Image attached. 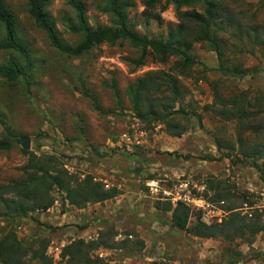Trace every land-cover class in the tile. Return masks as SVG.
Listing matches in <instances>:
<instances>
[{"label": "rangeland", "instance_id": "obj_1", "mask_svg": "<svg viewBox=\"0 0 264 264\" xmlns=\"http://www.w3.org/2000/svg\"><path fill=\"white\" fill-rule=\"evenodd\" d=\"M3 1L15 17L17 34L27 44L34 67L29 76L28 90H25L21 80L9 83L0 77V113L8 128L6 133L0 124V141L6 139L11 144L8 150L0 151V185L18 183L23 178L22 167L29 158V154L24 152L37 157L54 156L69 174L81 177L90 173L91 167L99 166L98 156L106 159L105 162L112 159L116 167H124L131 181H135L136 190L148 197L140 210L144 215L139 217L142 222L139 224L135 220L129 224L128 220H132L126 219L125 214L108 213L109 216L102 219L104 231L101 234L111 231L116 234L115 241L140 239L147 243V249L146 246L142 251L105 249L103 253H98V249L95 254H101L109 264H173L181 260V256L173 253L172 246L164 245L162 248L155 240L157 236L152 240H143L142 231L137 228L140 225L147 232L153 231L151 226L153 224L154 227L155 223L169 225L166 222L169 214H157L153 210L156 200L162 197L150 193L147 186L150 181H157L171 196L179 192V183H187L190 194L202 198L203 182L213 177L215 182L224 181L231 193L245 194L253 208H244L243 212L253 214L259 211L264 221V183L249 160L246 164L237 160L242 159L238 156V122L221 119L204 109L212 103L215 93L222 98L244 95L247 102L250 101L248 108L252 114L244 122L248 125L243 133L246 144L253 143L251 133L258 125L262 129L256 140H264V0L226 2L224 6L227 5L231 20L220 16L210 28L211 36L220 44L222 63L228 69L244 71L241 77H222L217 72H205L200 66L186 69L185 75H180L182 67L177 58L170 57L165 63H158L150 52L143 64L137 66L141 50L127 41H119L112 46L100 44L79 57H70L50 46L46 35L34 26L24 1ZM76 1L83 4L89 26L113 27V19L106 13L105 0ZM128 1L133 5L126 12L128 24L138 36L165 39L167 32L178 23V10L173 4L161 1L153 5L146 16L143 13L148 0ZM192 9L201 11L202 7L196 5ZM185 10L190 8L180 11ZM46 11L62 42L69 45L80 42L79 35H71L66 30L65 20L75 22V12L68 5V0H49ZM3 35L0 24V41ZM189 54L208 69L217 66L216 54L208 42L193 44ZM10 57L18 58L12 51L0 50V66ZM161 71L176 76L183 87L175 105V109L180 106L188 114L176 117V123L186 128L180 137L167 136L165 124L161 122L147 125L136 119L124 93L129 83L147 73ZM112 82L118 90L120 104L116 101ZM85 93L97 102L99 111L94 109ZM253 98H258L261 105L255 107ZM193 113L199 114L201 124ZM21 138L30 139L28 151L20 147ZM137 139L145 142L139 144ZM164 152L190 155L191 158L185 161L175 156L167 157L162 154ZM225 155L229 159L224 158ZM207 158L220 160L209 162L205 160ZM51 194L55 200L53 205L59 202L63 212L66 209L64 196L55 190ZM221 205L225 206V203L212 204L216 210L222 211ZM19 226L24 230L19 232ZM8 231L19 235L26 245H38L48 240L47 250L54 255L56 250L51 243L52 236L65 234L71 228L69 224L55 227L42 224L31 214L25 219L0 216V236ZM236 242H210L207 248L216 245L221 261H207L205 264H264V232L246 241L241 240V244ZM239 245L243 247L241 252L236 250ZM234 249L240 256L234 254ZM59 255L57 259L53 258L55 263L59 261Z\"/></svg>", "mask_w": 264, "mask_h": 264}, {"label": "trees", "instance_id": "obj_2", "mask_svg": "<svg viewBox=\"0 0 264 264\" xmlns=\"http://www.w3.org/2000/svg\"><path fill=\"white\" fill-rule=\"evenodd\" d=\"M22 1L28 7V15L34 26L46 35L50 46L70 57H79L100 44L112 46L119 41H127L134 48L141 50L136 62L137 66L143 64L145 56L150 52L158 63H165L170 57L177 58L184 69V72L181 69L180 75H185L186 69L194 66H200L205 72H217L222 77H241L245 74L244 71L228 69L224 66L221 60L220 44L214 40L210 33V28L215 25L220 16H225L226 19H224L227 21L231 20V16L226 10L227 5L224 6V4L228 1L238 2L241 0H148L143 13L146 16H148L149 9L161 1L167 5L173 4L178 10V23L174 29L167 32L165 39H154L136 34L127 20L126 12L133 7L128 0H105L106 13L112 17L113 27L97 26L95 28L88 25L83 4L76 0H68V5L75 12V22L65 20L66 30L71 35L81 37L80 42L75 45L61 41L46 11L49 0ZM196 5H200L202 10L192 9ZM183 8H190V10L180 11ZM0 24L4 31L0 41V50L12 51L18 56V58L10 57L3 66H0V77L9 83L21 80L25 90H28L29 76L33 70L34 62L27 44L17 34L15 17L3 0H0ZM201 42L212 44L217 58L216 68L208 69L191 58L189 51L192 45ZM114 85L112 82V90L116 95V101L120 104L118 90ZM182 89L183 87L176 76L161 71L147 73L129 83L124 93L136 119L147 125L161 122L165 124L167 136L180 137L186 132V128H181V125L176 123V117L188 115L180 106L175 109ZM85 96L92 101L94 109L99 111L97 102L86 93ZM252 101L255 102V107L261 105L258 98H253ZM249 102L242 94L222 98L215 93L212 103L206 105L204 109L221 119L238 122L237 143L240 146L238 156H241L242 159L237 158V160L243 164L249 160L250 166L255 169L259 179L264 183V140H256L257 136L261 134L262 126L254 127V131L251 133L254 141L251 145L246 144L243 136L248 127L244 122L252 117L248 108ZM197 114L193 113V116L201 124L200 116ZM0 124L7 133L8 128L1 113ZM10 146L11 144L6 139L0 141V151L8 150ZM217 148L221 150L219 145ZM24 153L29 154V158L26 165L22 167L23 178L18 183L0 185V206L3 209V212L0 213L1 217L11 216L25 219L29 214L50 209L55 202L51 194L53 190L61 193L64 196V201L73 209H81L91 204H101L119 194L117 188H107L102 181L95 179L90 174L82 175V177L69 174L54 156L41 155L37 157L33 153ZM162 154L167 157L182 158L185 161L191 158L190 155L181 156L175 152ZM223 157L229 159L228 155ZM205 160L218 162L220 159L207 158ZM214 180L213 177L205 179L202 184L204 186L202 198L210 204L225 203V206L221 205L220 208L227 213V217L221 223L203 224L199 221V215L188 206L182 202H177L173 206L167 198H158L154 208L159 212L170 213L174 228L205 240L234 243L241 240L246 241L248 238L264 232V221L259 211L253 212V214L243 212L244 208H253L251 203L247 202V196L231 193L224 181L215 182ZM11 195L14 198H6ZM115 237V233L107 231L94 239L74 240L62 248L59 261L55 263L54 259L46 253L48 240H44L38 245H26L15 232L8 231L0 236V264H28L31 262L36 264H109L95 254L98 249L142 251L145 248L144 242L140 239L130 241L131 239L125 238L123 241H115ZM129 237L131 236L129 235ZM234 254L238 255L239 253L236 251Z\"/></svg>", "mask_w": 264, "mask_h": 264}, {"label": "crops", "instance_id": "obj_3", "mask_svg": "<svg viewBox=\"0 0 264 264\" xmlns=\"http://www.w3.org/2000/svg\"><path fill=\"white\" fill-rule=\"evenodd\" d=\"M137 141L139 144L145 142L138 139ZM110 154H112V151ZM98 157L99 166L91 167V171L88 174L102 181L107 186L117 188L119 194L115 198L101 204L87 205L81 209H73L64 201L66 209L63 212L60 211V203L56 202L55 205L46 211L31 214L37 221L48 226L55 227L69 224V228H71V231H69L70 233L54 234L51 238L53 239L51 243L54 245V249L57 250V253H59L65 245L76 239L89 240L97 238L98 235L104 231L102 227L104 222L102 219L109 216L108 213L112 215L117 213L125 214V216H127L126 219L132 220V222L128 220L129 224H132L135 220L137 222L139 221V224L142 222L141 219L139 220V217L144 215L140 213V210L145 206L148 197L136 190L135 181H131V176L127 174L124 167L121 169L120 167L114 166L112 159L111 161L107 160L105 162L106 159L102 160L101 156ZM107 163H109V165H107ZM153 210L157 214L160 213L154 207ZM167 214L170 215V213ZM144 220L146 221L145 218ZM166 222L169 225L162 226L161 223L160 225L155 223L153 227L152 224L151 228H153V231H147L148 233L144 232L139 227L140 225L137 226V228L142 231L140 234L143 240L146 238L152 240L157 236L155 240L161 244L162 248H164V245L172 246L173 253H175L176 256H181V260L173 264H205L207 261H221V257L218 256L219 250L216 248V245L214 247L211 243L212 248H207L213 240L193 237L184 231L174 228L171 223V215L169 219H166ZM28 225L29 224H27V226ZM22 230H24V228L19 226V232ZM162 230H164V232ZM147 234H149V237L146 236ZM17 237L20 240L22 239L19 235H17ZM236 243L241 244V241ZM145 246L147 249V243H145ZM236 250L241 252L243 251V247L240 246L239 249ZM47 254H50L49 250H47ZM53 258L57 259L58 256H53Z\"/></svg>", "mask_w": 264, "mask_h": 264}, {"label": "built area", "instance_id": "obj_4", "mask_svg": "<svg viewBox=\"0 0 264 264\" xmlns=\"http://www.w3.org/2000/svg\"><path fill=\"white\" fill-rule=\"evenodd\" d=\"M147 186L152 195L169 199L173 206H175L177 202H182L183 204L188 206L193 212L199 215V221L203 224H218L227 217V213H225L224 211L216 210L212 206V204H210L209 202L207 203L205 199L199 198L197 196H192L187 189V183H179L177 187L179 192L174 194L173 196H171L168 190L162 189L157 181H150L147 183ZM106 187L108 188L107 185ZM105 251V249H102L99 250L98 253H103ZM59 253H57L56 250V253L52 256H58ZM98 256L102 258L101 254H98Z\"/></svg>", "mask_w": 264, "mask_h": 264}, {"label": "water", "instance_id": "obj_5", "mask_svg": "<svg viewBox=\"0 0 264 264\" xmlns=\"http://www.w3.org/2000/svg\"><path fill=\"white\" fill-rule=\"evenodd\" d=\"M20 147L25 150L28 151L30 149V139L29 138H21L19 141Z\"/></svg>", "mask_w": 264, "mask_h": 264}, {"label": "clouds", "instance_id": "obj_6", "mask_svg": "<svg viewBox=\"0 0 264 264\" xmlns=\"http://www.w3.org/2000/svg\"><path fill=\"white\" fill-rule=\"evenodd\" d=\"M62 250V249H61ZM61 250H60V252H61ZM99 250H102V249H99ZM46 253H47V250H46ZM60 254V253H59ZM48 256L50 255V257H52L53 258V256L51 255V254H47Z\"/></svg>", "mask_w": 264, "mask_h": 264}]
</instances>
